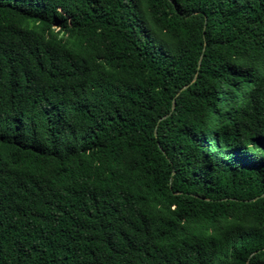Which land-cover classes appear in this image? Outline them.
<instances>
[{"label": "trees", "instance_id": "obj_1", "mask_svg": "<svg viewBox=\"0 0 264 264\" xmlns=\"http://www.w3.org/2000/svg\"><path fill=\"white\" fill-rule=\"evenodd\" d=\"M0 264H264V0H0Z\"/></svg>", "mask_w": 264, "mask_h": 264}, {"label": "water", "instance_id": "obj_2", "mask_svg": "<svg viewBox=\"0 0 264 264\" xmlns=\"http://www.w3.org/2000/svg\"><path fill=\"white\" fill-rule=\"evenodd\" d=\"M194 78H195V76H194ZM194 78H193V80H194ZM187 86H188V84H187V85H185L183 88H185V87H187ZM183 88H182V89H183Z\"/></svg>", "mask_w": 264, "mask_h": 264}]
</instances>
